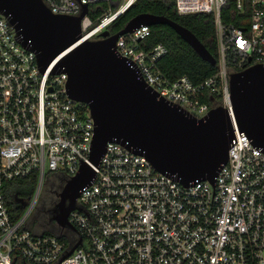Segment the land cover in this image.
<instances>
[{
    "label": "built area",
    "instance_id": "built-area-1",
    "mask_svg": "<svg viewBox=\"0 0 264 264\" xmlns=\"http://www.w3.org/2000/svg\"><path fill=\"white\" fill-rule=\"evenodd\" d=\"M42 1L52 13L72 16L88 5L82 34L91 31L87 39H95L136 0H122L96 19L93 7L110 0ZM175 2L180 14H213L218 56L212 76L199 84L187 76L168 78L158 65L165 45L142 46L147 25L120 36L117 51L166 100L197 118L233 107L231 75L264 64V0ZM224 9L231 21L223 20ZM23 46L0 13V264H264V153L245 133L229 148L215 191L208 180L184 187L145 156L107 142L94 182L69 214L76 229L69 241L64 231L31 229L28 219L48 181L55 175L71 179L80 159H89L94 119L86 103L68 96V74L42 73L36 53ZM34 173L35 198L22 202L28 210L14 218L5 185Z\"/></svg>",
    "mask_w": 264,
    "mask_h": 264
},
{
    "label": "water",
    "instance_id": "water-1",
    "mask_svg": "<svg viewBox=\"0 0 264 264\" xmlns=\"http://www.w3.org/2000/svg\"><path fill=\"white\" fill-rule=\"evenodd\" d=\"M80 15L54 14L42 0H0V13L14 27L23 47L37 55L42 73H67L66 92L86 103L94 119L89 159L59 194L62 207L71 193V203L50 220L76 231L68 220L77 208V198L95 180L107 142H117L145 156L161 173L184 187L217 175L229 160V148L245 133L253 147L264 153V64H255L231 75L233 107L212 108L197 118L147 84L138 65L116 49L120 36L142 25L165 24L173 28L206 62L216 58L196 35L166 16L141 13L117 33L105 29L95 39L82 34ZM213 191V197H214ZM213 204V198H212ZM212 208V205H211ZM79 242L68 252L72 253Z\"/></svg>",
    "mask_w": 264,
    "mask_h": 264
},
{
    "label": "trees",
    "instance_id": "trees-1",
    "mask_svg": "<svg viewBox=\"0 0 264 264\" xmlns=\"http://www.w3.org/2000/svg\"><path fill=\"white\" fill-rule=\"evenodd\" d=\"M122 0H110L93 7L91 16L93 19L107 13L116 11ZM141 13H151L166 16L192 31L210 53L217 58V44L215 38V26L213 14H180L175 0H136L124 13L119 15L108 27L111 33H117L128 23L130 19ZM224 21H231L232 14L224 9L222 13ZM234 21V20H232ZM146 51L151 50L157 44H163L167 48L166 55L160 59L158 65L161 71L170 79L182 76L189 77L195 84H199L212 76L217 67L204 61L196 51L170 26L157 24L150 27L149 35L141 41ZM37 183V174L34 173L25 179H15L5 185L7 205L15 214L14 218H20L25 212V206L21 199L33 194ZM46 202L38 207L34 214V223L41 227H56L59 232L64 231L54 222L50 221L51 197L53 190L50 183ZM52 232V231H44Z\"/></svg>",
    "mask_w": 264,
    "mask_h": 264
},
{
    "label": "rangeland",
    "instance_id": "rangeland-1",
    "mask_svg": "<svg viewBox=\"0 0 264 264\" xmlns=\"http://www.w3.org/2000/svg\"><path fill=\"white\" fill-rule=\"evenodd\" d=\"M53 180H55L54 177L51 178L50 181H48V183L45 185V187L40 192L38 200H37L36 207H35L33 213L31 214V216L28 219V220H30L29 223H28L29 227L31 229L35 230L36 232H44V231H48V230L52 231V232H55V233L59 232L58 229L56 227H54V226L53 227H44L43 228V227H41L39 225H35V223L33 221L34 220V214H35L36 210L38 209V207L42 206L46 202V200L48 198V194H49L48 192H49V188H50V183H52ZM37 187H38V182H37V184L35 186V190H34L33 194L25 196L24 199H21V201L24 204H27V202L29 201L30 198L32 200L35 198V195L37 193ZM25 209H26L25 210V212H26L28 210V206ZM70 232H73V231L71 229H69V228L64 230V238L66 239V241H69Z\"/></svg>",
    "mask_w": 264,
    "mask_h": 264
},
{
    "label": "flooded vegetation",
    "instance_id": "flooded-vegetation-1",
    "mask_svg": "<svg viewBox=\"0 0 264 264\" xmlns=\"http://www.w3.org/2000/svg\"><path fill=\"white\" fill-rule=\"evenodd\" d=\"M97 38V36H96ZM55 180L52 181L51 183V187L53 190V196L51 197V204L52 207L50 209V219L59 213V210L61 208H66L70 205L71 203V193H69L66 198L65 201L62 204V207H58V204L61 201V197L59 196V194L61 193V191L63 190L64 186L66 185L67 181L69 180L66 176H58L55 175L54 176ZM78 201V198H77ZM77 204V203H76ZM51 221V220H50ZM54 222V221H51ZM55 223V222H54ZM62 228V227H61ZM63 229V228H62ZM66 229V228H65Z\"/></svg>",
    "mask_w": 264,
    "mask_h": 264
}]
</instances>
